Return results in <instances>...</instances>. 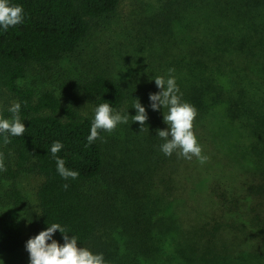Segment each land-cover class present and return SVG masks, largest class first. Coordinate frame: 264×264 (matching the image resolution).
Listing matches in <instances>:
<instances>
[{
    "label": "trees",
    "instance_id": "obj_1",
    "mask_svg": "<svg viewBox=\"0 0 264 264\" xmlns=\"http://www.w3.org/2000/svg\"><path fill=\"white\" fill-rule=\"evenodd\" d=\"M121 1L8 0L22 6L23 23L0 27V119L12 120L9 109L18 102L26 130L7 144L0 134V143L12 150L18 169L28 167L42 180L29 235L0 209V249H26L30 238L58 223L78 247L102 254L104 264L264 255V0H156L159 7L134 36L157 77H174L181 102L196 109L192 131L207 157L203 164L162 153L157 132L168 130V109L153 111L150 100L155 121L148 141L121 150L122 157L104 148L108 132L88 144L96 108L107 102L120 114L129 99L126 85L103 69L71 76L57 69L111 20ZM33 76L56 77L57 89H36L28 80ZM147 82L152 94L161 91L153 76ZM56 141L64 146L57 157L79 172L77 179L58 174L50 151ZM226 158L243 160L238 184L227 179ZM200 192L205 203L198 202ZM7 197L25 207L15 185ZM52 238L63 245L60 232Z\"/></svg>",
    "mask_w": 264,
    "mask_h": 264
},
{
    "label": "rangeland",
    "instance_id": "obj_2",
    "mask_svg": "<svg viewBox=\"0 0 264 264\" xmlns=\"http://www.w3.org/2000/svg\"><path fill=\"white\" fill-rule=\"evenodd\" d=\"M158 7L159 4L156 0H122L117 13L110 18L111 20H108L104 27L98 29L88 41H84L77 52L66 58L64 64L57 69L59 72H65L68 76L81 73L83 68L103 69L126 85L129 99L120 115L127 114L129 116L128 122L118 124L114 131L108 133L109 136L103 144L105 149L107 148L113 153V156L116 153L122 157L121 150L134 148L136 142L148 141L146 139L153 130L155 115L151 113L152 110L150 111L151 108L148 105L152 91L147 79L152 78V76L155 79L158 76L154 72L156 69L153 68L156 64L154 66L147 65L144 54L140 52L142 49L136 47L137 39L134 36L138 34L139 30L144 31L146 19ZM55 79L56 77L33 76L28 80L30 83L34 82L33 86L36 89L45 87L57 89ZM135 100L139 101L147 114V121L143 130H141V125L133 123L131 118L137 114L134 109ZM87 106L88 104L84 105V109ZM241 143L243 145L244 141ZM0 154H3L6 168V171H0V209L17 219L23 229L24 236H27L31 232L29 218L38 211L37 189L42 178L35 172L27 170L28 167L18 169L15 166L14 153L5 144L0 143ZM230 154L233 157H238L234 150ZM124 155L126 156V154ZM235 159L236 161L233 162L226 158L229 167V169L227 168V179L232 184H238L236 180L244 173L241 169L243 160ZM116 160L118 163L117 157ZM131 166L134 168L137 165L132 163ZM12 185L18 187L25 197V207H14L12 201L7 197ZM192 192L196 191L192 190ZM199 197L198 202L205 203L206 200L208 201L205 192H200ZM188 199L189 201H196L195 196H189ZM119 239L121 240V238ZM166 258L168 263L159 262L158 264H264V255L247 253L207 258L170 255ZM0 264H30L29 254L26 249H21L13 254L5 253L0 249Z\"/></svg>",
    "mask_w": 264,
    "mask_h": 264
},
{
    "label": "clouds",
    "instance_id": "obj_3",
    "mask_svg": "<svg viewBox=\"0 0 264 264\" xmlns=\"http://www.w3.org/2000/svg\"><path fill=\"white\" fill-rule=\"evenodd\" d=\"M23 23L22 6H11L8 0H0V27L7 31L10 27H15ZM174 69H169V73ZM155 85L161 91L158 94H150L149 100L153 111L167 108V114H163V121L168 126V130H159L157 136L165 142L161 145V151L165 156H171L174 152L184 159L191 160L195 157L201 164L205 163L207 157L202 155V148L198 144L193 129V121L197 115L196 109L190 104L181 102L179 88L175 78L165 80L163 77L154 79ZM20 103L14 102L9 111L13 114V119H0V134H4V143H9V136L20 137L25 132V127L20 121ZM134 109L136 115L131 117L133 123L141 125V130L145 129L147 121L145 108L138 100H135ZM129 116H121L119 113L113 114V109L109 103L100 104L95 110V117L91 124L90 135L87 137L88 144L100 139L99 132L111 133L118 124H126ZM170 137V139H169ZM64 146L56 141L51 146V154L56 157L57 172L61 178L75 180L79 176L78 171L69 170L65 167V160L57 157ZM0 171H6L3 154H0ZM67 189L68 185L65 184ZM56 232L63 236V245L58 244L52 237ZM51 241V243H48ZM26 251L29 254L30 264H104L102 254H93L88 249L77 246V238L72 236L69 239L67 230L58 223H53L46 230L39 232L34 238L26 242Z\"/></svg>",
    "mask_w": 264,
    "mask_h": 264
}]
</instances>
